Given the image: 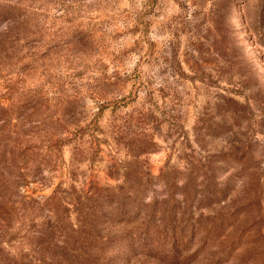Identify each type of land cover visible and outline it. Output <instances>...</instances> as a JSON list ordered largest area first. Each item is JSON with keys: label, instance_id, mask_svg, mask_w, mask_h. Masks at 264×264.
<instances>
[{"label": "rangeland", "instance_id": "rangeland-1", "mask_svg": "<svg viewBox=\"0 0 264 264\" xmlns=\"http://www.w3.org/2000/svg\"><path fill=\"white\" fill-rule=\"evenodd\" d=\"M0 264H264V0H0Z\"/></svg>", "mask_w": 264, "mask_h": 264}, {"label": "trees", "instance_id": "trees-1", "mask_svg": "<svg viewBox=\"0 0 264 264\" xmlns=\"http://www.w3.org/2000/svg\"><path fill=\"white\" fill-rule=\"evenodd\" d=\"M129 212H130V210H126L125 209V207L121 204V199L119 198V199H116V200H112L111 199L110 204H106V206L102 203V205H100V208H99V211H98V215L99 216H105V215H107L108 217L114 218V217H118L119 215L120 216L121 215L122 216L123 215H127V213H129ZM149 229L150 228L148 226H145V230L143 232V238H141V242L139 241V243H138L139 244L138 246H139V249L140 250H139V252H136V254L137 253L142 254L144 252H147L150 249L149 248L150 247L149 246V243L147 241L148 236L146 237V234L149 235V233H150L149 232ZM187 231H188V228L187 227H180L177 230V226H175V227H173L170 230V233H167V235L169 234V236H166V237L172 238L171 244H170V252L171 253L177 252V249H180L181 251H184L185 249H187L186 247L179 248V245H181L180 242L183 240V238L186 237V235L185 236H183V235L185 233H187ZM177 235H179L180 238L182 237V239L178 240V239H176V237H172V236H177ZM111 236H115V235H111ZM106 241L107 242L109 241V236L108 237H105V242Z\"/></svg>", "mask_w": 264, "mask_h": 264}]
</instances>
